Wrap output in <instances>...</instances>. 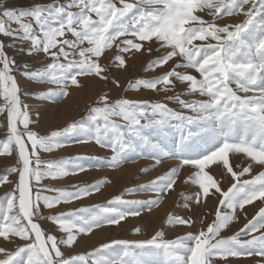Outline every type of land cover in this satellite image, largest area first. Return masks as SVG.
<instances>
[{
    "label": "snow or ice",
    "instance_id": "obj_1",
    "mask_svg": "<svg viewBox=\"0 0 264 264\" xmlns=\"http://www.w3.org/2000/svg\"><path fill=\"white\" fill-rule=\"evenodd\" d=\"M241 15L242 22L219 23ZM0 36L11 41H0V116L6 119L0 157L16 161L0 174V186H12L0 196V237L14 245V250L0 247V264H217L254 256L264 264V206L251 219L244 212L246 206L264 202V0H66L21 10L0 4ZM25 43L27 49L21 50L27 55L42 54L39 66L18 65L6 51ZM137 56L149 57L145 71L171 64L170 70L130 80L124 91L167 93L182 84V92L165 97L179 110L148 99L113 100L103 92L63 129L42 135L30 128L39 114L33 120L22 95L58 103L70 88L82 87L78 78L108 82L111 67L123 69ZM18 77L51 87L38 95L22 93ZM71 134L77 143H95L111 155L42 159V154L66 147L63 138ZM230 154H243L246 166L230 163ZM139 159L154 161L141 169L145 174L162 163H177L106 203L51 212L100 193L110 180L70 189L45 180L85 172L86 160L118 169ZM254 168L259 169L255 174ZM182 169L186 180H181ZM13 175L16 179L10 180ZM217 175L227 176L230 186L225 189ZM178 182L196 188L193 194L180 192L183 209L192 214L169 213L165 224L190 231L165 239L161 228L149 239H114L87 253L71 252L78 238L151 213ZM136 194L150 198H124ZM211 200L216 201L214 211H197ZM240 213L247 222L222 237ZM208 215L213 219L205 223ZM43 221L56 225L59 235L49 233ZM117 248L120 254L114 253Z\"/></svg>",
    "mask_w": 264,
    "mask_h": 264
},
{
    "label": "rangeland",
    "instance_id": "obj_2",
    "mask_svg": "<svg viewBox=\"0 0 264 264\" xmlns=\"http://www.w3.org/2000/svg\"><path fill=\"white\" fill-rule=\"evenodd\" d=\"M65 2L66 0H0V4H2L4 7L13 8L16 10L31 8L37 4L41 6H47L49 4H54V3L64 4ZM243 20H244V17L241 15V16H236V17H225V19L219 21V23L220 24H226V23L234 24V23L242 22ZM0 41H3L5 44L11 42L9 38L3 37V36H0ZM27 47H28V44L25 43L23 45H18L17 48H6V51L9 53L11 57L15 58L18 65H22L24 63H30L33 67L39 66L38 61L43 59L42 54L38 57L29 56L26 54L25 51L21 50V48L27 49ZM109 56L110 57L112 56L111 52L109 53ZM148 60H149L148 56H137L135 59L129 60L127 62L126 67L123 69L118 68V67H111L109 69L110 79L108 82H101L98 80V78H78L80 79L82 87L79 89L75 87L70 88L69 96L67 98H64L58 103L52 102L49 100L33 99L30 95H22L21 98L23 102L31 106V114H32L33 120H36L37 119L36 114L37 113L39 114L38 123L34 125H30V128H33L34 130H36L38 133L42 135L49 134L51 131L63 129L69 123L80 119L86 113L88 107L93 105L94 101H96L98 96L103 92H108L111 95L113 100L120 98L122 96H126L127 98H131V99H148L153 102H167L169 104V107L179 110L178 104L166 101L165 97L174 95L176 92H182L185 88V86L182 84L177 83L175 86V89L167 93L165 92L153 93L151 90H143V89L140 90L139 92H136V91L125 92L124 91V89L126 88L130 80H134L138 78H145V79L153 78L155 76L163 74L164 71L170 70L171 64L164 66V68L156 69L154 72L145 71ZM18 80L21 86L22 93L26 92V93L38 95L40 91L46 90L48 87H51L50 85H40V84H36L33 82H29L22 77H18ZM113 81H118L120 87L117 88L115 84L113 83ZM182 98H185V97H182ZM192 98H199V97H187V99H192ZM64 103L68 105L71 110L70 112L66 114L67 123L62 125L63 122L60 121L58 123L59 118L57 119L56 117H54L50 119L49 116L53 112L54 108L58 106L61 107L62 105H65ZM173 123H175V121H173ZM4 138H6V119H5V116H0V139H4ZM63 140L67 145L66 147L56 150L52 153L42 154V159L57 160L61 157H73L76 155H83L85 157L106 158L111 155V153L108 150L100 148L95 143H91V144L77 143L76 142L77 137L75 136V134H71L70 136L64 137ZM238 157H239V161L244 162V163L241 164L237 162L236 159ZM1 158H10V157H0V159ZM246 160L247 158L244 157L243 154H237L235 156H233V154H230V163H232L233 165L239 164L241 166H245ZM15 163H16L15 158L13 157L10 158V163L7 166L0 167V174H4L5 169L7 167L14 166ZM139 163L141 164V166L133 170V176L131 178L132 181H130V183H128L127 187H124V189H123V186H121L120 188L121 191L118 190L119 189L118 186H120L119 183H116V180H115L116 178H113L111 174V173H115L117 169L109 168L106 166V164H101V162L97 160H86L85 164L87 165V170L85 172L79 173L74 176L70 175L66 178H63L57 181H52L50 179L45 180L44 183L52 187H63V188H69V189L71 188L73 184L86 185V184L95 183L104 178H108L110 180V183L106 184L101 189L100 193H96L80 201H74L70 204H61L56 209L51 210V212L59 213V212L74 210L81 206H92L95 204L106 203L107 200L113 198L114 196L120 195L126 189L135 188L141 184L147 183L151 179H154L157 175L163 174L166 170H169L171 167V166L164 167V169H162L159 173L153 176L154 172L159 170L163 165H165V163H162L161 165L157 166V168H155L149 174L143 173L141 169L144 167H150L151 164L154 163V161H151V160L139 159L134 164L129 162L123 166H132V165H136ZM212 167L215 168L216 166L213 165ZM234 170L238 171L239 169L234 168ZM258 171H259L258 168H254L253 174H255ZM187 176H188V173L184 169H182L181 170V180H186ZM216 178L222 182V186L225 189L228 186H230L231 181L227 176L221 178L220 176L217 175ZM245 178H249V177H245ZM14 179H16L14 175L10 176V180H14ZM11 187L12 186L10 184H4L0 186V196L4 195L5 192L9 191ZM109 187H110V190L112 187L114 189L112 190V192L106 193ZM184 190H186L187 194H193L196 191V188L195 186H192L189 188L188 186L178 182V184L175 186V190L172 193H169L163 199V202L158 207L153 208L151 213L144 211L143 214L139 217H128L125 221H122L121 226L106 227L104 229L94 231L90 236L84 237L82 239L78 238L79 243L73 246V248L71 249V252L74 254L87 253L95 249L96 247H98L100 244L105 243V242H110L111 240H114V239H128V240L149 239L155 234L156 231L161 230V228H163L165 232V239H173V238L179 237L180 235L185 234L186 232L190 231V229L186 227H182V226H177L173 228V227H168L165 224V221L169 213H176L181 216H188L192 214L189 211L183 209L182 207L183 199L180 196V192ZM48 194L54 195L55 193H48ZM124 198L130 199V200L132 199L144 200V199L150 198V196L149 194H136V195H127ZM152 198H154V196H152ZM169 199H170V202L167 203ZM165 204L168 205L165 213H163L162 216H158L155 219V215L161 212V211L159 212V210ZM215 206H216V201L211 200L208 203L206 209L197 210V211H203L207 213L208 210L214 211ZM254 206L258 207V210H259L260 206H264V202L258 200L254 204L246 206L244 212H246L247 214V219H251L253 215H255V213L258 211L252 208ZM44 214L48 215L49 210H44ZM211 219H213V216L208 215L205 223L210 222ZM247 219H245L244 213H240L238 221L234 222L227 230L223 231L221 234L222 237H225V238L229 237L233 235L235 232L239 231V229L242 228L244 224L247 222ZM42 226L46 230H48L49 233H57V235H59V233L57 232V226L52 224L51 222L43 221ZM137 228L141 229L139 233H136L134 231ZM103 230H105L109 234L107 235L104 241L100 243L97 242L92 246L85 245V243L87 242L86 241L87 239H89L95 233L99 231H103ZM0 247H6L11 250L12 249L14 250V245L9 244V242L7 241H4L2 237H0ZM113 251L116 254H120L119 248L114 249ZM259 259H260L259 257H255V256L239 258V259L229 258L227 262L223 260H217V264H257V261Z\"/></svg>",
    "mask_w": 264,
    "mask_h": 264
},
{
    "label": "bare ground",
    "instance_id": "obj_3",
    "mask_svg": "<svg viewBox=\"0 0 264 264\" xmlns=\"http://www.w3.org/2000/svg\"><path fill=\"white\" fill-rule=\"evenodd\" d=\"M77 101V100H75ZM65 104V103H64ZM70 107L68 105H62L61 107L58 106L56 108L53 109V112L50 114L49 118L52 119L54 117H56L58 119V123L61 121L63 122L62 125L66 124L67 123V120H66V114L68 112H70ZM81 149V148H80ZM97 150V149H96ZM86 153V152H85ZM65 154V153H64ZM107 155V154H106ZM102 156V155H101ZM12 158V157H10ZM10 158H1L0 159V167H4V166H7L9 163H10ZM14 158V157H13ZM237 162L239 163H244V162H240L239 161V157L236 159ZM177 163V161H170L168 163H165V165H163L159 170L155 171L153 176L157 173H159L162 169H164V167H167V166H174L175 164ZM14 164V163H13ZM141 166V164H136V165H132V166H122L120 168H118L116 170L115 173H111L113 178H116V183H119L120 186L119 187V191H121V186H123V189L124 187H127V184L130 183V181H132V176H133V170L136 169V168H139ZM245 166H246V163H245ZM109 172V171H108ZM114 172V171H113ZM110 174V173H108ZM118 185V184H117ZM138 186V185H136ZM114 188L112 187L111 190H110V187L108 188V190L106 191V193H109V192H112ZM7 191V190H6ZM100 201V200H99ZM97 202V201H96ZM170 202V199L167 201V203ZM98 203V202H97ZM165 203V202H164ZM173 203V202H172ZM163 206V205H162ZM168 205L165 204L160 210L158 214L155 215V219L158 217V216H162L163 213H165L166 209H167ZM254 210H258V207L254 206L252 207ZM251 209V208H250ZM107 233V234H106ZM108 232H106L105 230L103 231H99L97 233H95L94 235H92L89 239H87L85 245L86 246H92L94 245L95 243L97 242H102L105 240V238L107 237ZM86 239V238H85ZM10 244V243H9ZM86 248V247H85ZM90 249V248H89ZM13 250V249H12ZM84 250V249H83Z\"/></svg>",
    "mask_w": 264,
    "mask_h": 264
}]
</instances>
